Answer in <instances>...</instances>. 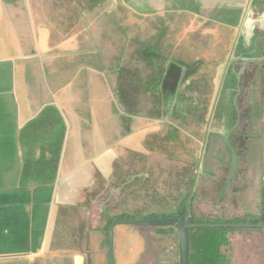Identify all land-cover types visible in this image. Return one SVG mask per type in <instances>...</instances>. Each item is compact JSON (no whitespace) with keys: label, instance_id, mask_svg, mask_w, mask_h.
Instances as JSON below:
<instances>
[{"label":"crops","instance_id":"obj_1","mask_svg":"<svg viewBox=\"0 0 264 264\" xmlns=\"http://www.w3.org/2000/svg\"><path fill=\"white\" fill-rule=\"evenodd\" d=\"M89 2L96 0H0V264L30 262L41 255L68 264H92L96 255L97 264H108L106 227L114 215L106 214L100 196L116 180L123 155L133 146L134 124L132 118L124 127L114 89L107 88L101 75L94 68L80 69L87 54L94 62L93 52L101 45L102 0H97L92 22L98 45L91 42L86 49L84 30L78 27ZM142 2L150 4L146 10L177 14L179 20L189 15L195 20L189 27L208 32L230 25L240 33L247 21L255 37L246 42L250 48L234 59L227 54L217 66L241 67L248 61L247 74L264 64V28L254 29L264 23V0ZM53 16L59 21L53 22ZM220 139L208 144L205 184L209 187L214 171L224 179L219 196L225 211L228 203L236 204L238 189L247 186L245 177L235 179L231 172L235 154L246 172L251 142ZM242 199L248 201V195ZM197 204L190 203V209ZM255 206L246 213L247 221L264 215V193ZM119 225L115 264H139L146 236L141 228Z\"/></svg>","mask_w":264,"mask_h":264},{"label":"rangeland","instance_id":"obj_2","mask_svg":"<svg viewBox=\"0 0 264 264\" xmlns=\"http://www.w3.org/2000/svg\"><path fill=\"white\" fill-rule=\"evenodd\" d=\"M142 1L102 0L101 45L95 52H90L94 53V62L86 52L85 61L80 63L83 65L81 70L94 68L110 91L118 89L123 94V100L129 101L136 113L146 112L147 108L150 113V117L133 116V146L126 149L116 180L102 192V207L106 214L118 216L129 213L142 218L151 212H176L192 195L191 204L197 201L199 204L191 211L198 217L216 214L219 219L223 217L236 223L249 222L246 213L256 207L264 193V64L251 67L246 73L254 70V73L251 72L254 75L247 78L244 73L246 66L240 69L236 77L228 70L227 64H217L226 62L227 54L234 59L240 55V51L245 52L250 48L246 42L253 32H248L247 21L240 33L230 25L219 26L218 30L211 32L206 28L194 29L189 27L190 23H195L189 15L179 20L175 18L177 14L165 15L163 12L146 10L150 4ZM110 6H114L116 11L109 12ZM85 8V15L79 18L78 27L84 30L85 47L88 49L87 44L99 43L97 25L92 26L98 11L97 0L96 3H86ZM54 16L52 21L58 22ZM261 24H256V32H261ZM251 26L252 23L249 29ZM263 44L262 40L260 47ZM169 61L183 66L202 63L197 68L188 67L169 113L162 115V87ZM246 107L252 108L249 121L244 120L243 115L241 127H234L238 117L246 112ZM117 108L123 110L122 106L117 105ZM157 115L160 118H155ZM244 122L250 131L249 136L239 132ZM230 131L234 134L232 139H238L240 143L247 137L251 149L244 174L239 169L237 154L234 164L229 162L232 163L234 178L243 180L245 177L247 186L236 192V204L228 203L229 210L222 211L220 206L224 203L220 201L219 184L224 179L221 180L214 171L211 183L206 188V161L208 144L222 136L229 139ZM224 174L228 175L226 172ZM207 189L209 191L204 195ZM244 193L248 195L246 202L242 199ZM215 210L219 213H215ZM119 226L133 228L132 225ZM171 227L173 231L163 239L151 230L162 264H180L179 229ZM140 228L146 236L144 228ZM229 229L231 244L224 246L223 252L230 264H264L262 249L248 240L249 234L244 228ZM131 236L129 239L134 238ZM119 238L118 229L115 232L117 249ZM149 244L147 239L146 250L142 249L145 253L139 264H158ZM91 260L92 264H97L96 255ZM46 263L68 264L69 260L57 257L46 260L41 255L30 259V262L20 260L9 264Z\"/></svg>","mask_w":264,"mask_h":264},{"label":"trees","instance_id":"obj_3","mask_svg":"<svg viewBox=\"0 0 264 264\" xmlns=\"http://www.w3.org/2000/svg\"><path fill=\"white\" fill-rule=\"evenodd\" d=\"M146 53V51H145ZM161 55V54H159ZM148 56V55H147ZM201 62H195L187 66L178 65L176 61H169V67L166 71V75L163 82L162 87V99H163V107L162 109V115H166L169 113L173 98L178 93V88L181 86V83L183 82L184 76L187 75V69L188 67L193 69L197 68L200 65ZM169 70L174 71L173 78H176L175 84H174V90L172 92L170 91L171 88L168 86L167 81L169 76ZM193 72L191 73V75ZM171 85V83H170ZM178 86V88H177ZM180 89V88H179ZM114 94L116 96L117 105L120 107L122 106V111L118 109V117L120 121L124 124V127L128 129L131 119L133 116H145L150 117L149 109L147 108L146 112L143 113H136L134 111V108L132 104L129 101L123 100L122 97L123 94L119 92V90H114ZM129 99V98H127ZM125 107V109H124ZM180 109V108H179ZM160 115V114H159ZM155 118H160V116H156ZM190 196L186 199V204L181 207L176 212H168V213H158V212H151L148 215L144 216L143 218H169L175 215L182 216L185 214L187 210V202ZM194 196L191 199V203ZM137 217L133 214L129 213H123L118 216L110 217L108 225L106 227V232L108 230L109 225L112 223L113 220L124 218V217ZM196 222H209V223H225V222H232V220L229 219H219V218H211L208 216H201L196 219ZM140 228V227H138ZM151 230H154V233L157 235H168L173 231L172 227H152ZM231 229L229 228H222V227H195L190 230L189 234V240H190V264H230V260L227 256H225L223 252L224 246H230L231 242L228 237L229 232ZM144 233V232H143ZM108 243V239H107Z\"/></svg>","mask_w":264,"mask_h":264},{"label":"water","instance_id":"obj_4","mask_svg":"<svg viewBox=\"0 0 264 264\" xmlns=\"http://www.w3.org/2000/svg\"><path fill=\"white\" fill-rule=\"evenodd\" d=\"M248 61L244 62V66ZM192 197V195H191ZM191 197L187 202V210L182 216L175 215L166 219L163 218H137V217H124L115 219L109 225L107 230L108 238V264H115V227L119 224L132 225L136 227H143L146 231V236L149 241V248L153 251L158 264H162L157 250L154 247V236L151 233L152 227H171L176 226L179 229V242H180V264H190V230L195 227H222V228H254L264 227V223L254 224L252 222H225V223H209V222H196V215L191 213L190 203Z\"/></svg>","mask_w":264,"mask_h":264},{"label":"flooded vegetation","instance_id":"obj_5","mask_svg":"<svg viewBox=\"0 0 264 264\" xmlns=\"http://www.w3.org/2000/svg\"><path fill=\"white\" fill-rule=\"evenodd\" d=\"M260 26H261V29L264 28V23H262ZM243 66H244V63H243V65L241 67H239V69L236 70L235 64L232 63L228 67V70L230 69L231 70V74H233L236 77H238L239 76V73H240V69ZM254 72L255 71L252 70V73H254ZM168 73H169L170 78H168L167 84H168V86H170L169 88H171L170 91L172 92V90H174V84H175L174 81H176V78L175 79L173 78V76H174V71L173 70H171V71L169 70ZM253 75L252 74H250V75L246 74V78L249 77V76H253ZM242 78H243V76H242ZM170 83H171V85H170ZM177 88H178V86H177ZM179 88H180V86H179ZM179 88H178V90H179ZM244 109H245L246 112L242 113L238 117V119H237L238 122H237V124L234 125V127H236V128L237 127L238 128L241 127V124L240 123H242V122L240 120L241 119H244L243 115L245 116V119L244 120L249 121L248 115L250 114L249 111L252 108L251 107H246ZM233 116L235 117L236 114L234 113ZM239 132H241V134H244L246 136H249L250 131L248 130V126H247V124H245V122L242 124V128L239 129ZM233 136H234V134L231 132L227 137L229 139H232ZM246 139H248V138L246 137L245 138V141H246ZM250 222H252L254 224L264 223V215L261 218L252 219ZM244 230L249 234L248 238H250V239H248V240L251 241L255 246L260 247L262 249V255L264 256V227L244 228ZM253 233H255L256 235H253Z\"/></svg>","mask_w":264,"mask_h":264}]
</instances>
